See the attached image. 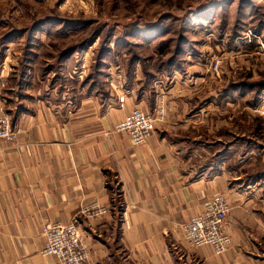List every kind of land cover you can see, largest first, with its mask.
Returning a JSON list of instances; mask_svg holds the SVG:
<instances>
[{"label":"crops","instance_id":"1","mask_svg":"<svg viewBox=\"0 0 264 264\" xmlns=\"http://www.w3.org/2000/svg\"><path fill=\"white\" fill-rule=\"evenodd\" d=\"M18 56L11 59H25ZM12 69L18 72L7 80L15 86L5 92L0 83V109L13 132L0 141V264H56L42 253L44 223L68 224L92 203L111 213L79 220L90 264H264V198L253 195L262 182L247 184L243 164L232 166L239 149L232 129L219 132L209 117L217 92L201 95L204 78L184 69L165 74L182 77L172 86L165 76L150 89L139 84L120 108L117 89L28 85L29 72ZM158 95L165 117L145 144L114 131L134 108L151 111ZM216 195L231 203V244L221 256L187 247L180 228Z\"/></svg>","mask_w":264,"mask_h":264},{"label":"rangeland","instance_id":"2","mask_svg":"<svg viewBox=\"0 0 264 264\" xmlns=\"http://www.w3.org/2000/svg\"><path fill=\"white\" fill-rule=\"evenodd\" d=\"M251 1L246 6L238 0L233 3L228 0H0V83L7 92L15 86V81L7 78L14 73V80L18 72L12 68L22 67L29 72L28 85L34 82L62 84L77 90L83 87L85 92L91 87L92 79L98 78L99 86L94 87L93 92L96 89L101 92L104 85L109 91L115 93L117 89L120 96L126 97V92L143 84L146 73L156 75L155 79H150L152 87L165 76L159 67L175 49L171 44L161 45L165 49L160 56L156 51L159 41H176L183 36L188 41V44L182 43L183 53L179 54L184 71L188 75L192 73L198 82L204 78L201 83L205 85V93L201 95L208 97L209 92H217L212 107L214 117H209L218 119L219 132L232 129V142L239 149L232 157V166L243 164L240 173L247 184L262 182L258 186L260 192L255 191L253 195L264 198V115L261 114L264 89L248 88L264 82V50L261 51L256 39L259 37L264 44V0ZM217 2L223 5L209 11L210 17L196 19L198 11L212 9ZM46 21L45 25H39ZM37 22L39 27L32 30ZM70 23L78 24L71 27ZM155 24L162 29L155 41L129 37V46L117 44V39L136 27ZM28 30L19 34L20 37L11 36L13 31ZM98 30L101 36L95 43L73 52L61 66H56L61 51L77 47ZM107 34H113L106 44L112 49L114 63L105 60L109 65L97 70L96 51ZM5 52L9 58L4 61ZM14 53L17 55H12ZM19 54L25 58L22 64L19 58L11 59ZM133 55L140 60L129 66ZM215 60L220 61L218 76L211 72ZM3 71L6 75L1 73ZM174 75L168 80L165 76L162 83L172 86L182 77ZM199 104L196 106L200 107Z\"/></svg>","mask_w":264,"mask_h":264},{"label":"built area","instance_id":"3","mask_svg":"<svg viewBox=\"0 0 264 264\" xmlns=\"http://www.w3.org/2000/svg\"><path fill=\"white\" fill-rule=\"evenodd\" d=\"M256 39L263 51L264 44L259 37ZM219 64L220 61L215 60L211 65V72L216 76L219 74ZM124 99V96L117 97L120 108L124 105ZM164 106V96L158 95L151 112L134 108L124 121L115 127L114 131L125 133L134 146L143 145L151 137L156 124L163 122ZM261 114L264 115V112ZM12 137L10 116L5 110H0V141L9 142ZM230 211L231 203L227 197L216 195L206 199L200 213L180 227L187 247L195 249L209 246L216 256L223 255L231 244V239L225 232V223ZM110 213L109 207L92 203L81 207L77 216L68 224L44 223L41 231L44 240L42 253L54 257L56 264H89L86 246L80 233L79 220L82 218L86 221H94Z\"/></svg>","mask_w":264,"mask_h":264},{"label":"trees","instance_id":"4","mask_svg":"<svg viewBox=\"0 0 264 264\" xmlns=\"http://www.w3.org/2000/svg\"><path fill=\"white\" fill-rule=\"evenodd\" d=\"M234 1L236 0H228V2L230 3H233ZM239 4L241 3L242 5H249L252 1L251 0H238ZM221 5H223L222 3H216L215 5H213L212 9L211 8H205L203 9L202 11H198L196 13V19H200L201 17H207L209 16L210 17V14L209 11H213L214 9H218ZM211 9V10H210ZM208 18V17H207ZM39 22L37 23H34V27H32V30L38 28L39 26L37 25ZM46 23H48V21L46 22H42L41 24L39 23V25H45ZM78 24V23H70V25H72L71 27H76L75 25ZM65 26V23L63 24ZM70 25H67V26H70ZM63 26V27H64ZM30 30V29H29ZM28 31H13L11 33V36L14 35L15 37H20L19 34L21 33H25V32H29ZM160 31H162L160 25L158 24H155V25H150V26H143L142 28H138L136 27L131 33H129L128 35L124 36V37H120V39H117V44L121 43L122 46L124 47H127L129 46L131 43L127 40L129 39V37L131 38H135V37H138V38H146L147 40H151L152 41L158 37H160ZM125 34V33H124ZM18 35V36H16ZM100 33H99V30L97 32H95L94 34H92L90 37H88L84 42L80 43L77 47H70L68 48L67 50H63L59 53V55L57 56V61L56 63L58 65H56L57 67L58 66H61V62L63 63L65 60H67L71 54H73V52H76L78 50H82L86 47H89L91 46L93 43L96 42L97 38L99 37ZM163 35V34H162ZM101 36V35H100ZM113 34H107L105 35L103 41H102V45L99 49H97L96 51V64H95V67L97 68V70L102 66L105 67L108 63H106L105 60H108L110 59V61L112 63H114V61L111 59V53H112V49L109 47L108 42H109V38L112 37ZM120 40V41H119ZM107 43V44H106ZM182 43H186L188 44V41L185 37L183 36H179L178 39L176 41H170V39H162L161 41H159V47L156 48V51L159 52L158 54H160V56H162L163 54V50L165 48H162L160 47L161 45L163 46H168V45H172L174 46V49L175 51L172 52L170 54V58L167 59L164 63H162V65H160L159 69H160V72H163L164 74L166 75H170L171 73L173 72H182L183 69H184V66L182 65V61L181 59L179 58V54L180 53H183V49H182ZM110 44V43H109ZM30 45H27L26 47L29 48ZM190 48H191V45H188ZM128 51V50H127ZM129 52V51H128ZM130 54V52H129ZM134 57H132L130 59V62L128 63L129 66H132L136 61H139V57L136 56V55H133ZM105 64V65H104ZM109 65V64H108ZM100 72V71H99ZM97 72V73H99ZM145 75H148L147 78L143 81V84L141 83V87L143 89H150V79L153 80L155 79V76L154 74H150V73H146ZM97 80V82H96ZM150 82V83H149ZM99 81H98V78H94L92 79V82H91V87H89V90H92L94 89V87L96 86H99ZM232 87V85H231ZM233 88H237V87H233ZM250 89H264V82L262 83H257L256 85H254L253 87H251L249 85Z\"/></svg>","mask_w":264,"mask_h":264}]
</instances>
